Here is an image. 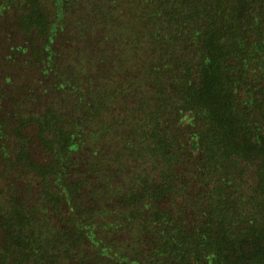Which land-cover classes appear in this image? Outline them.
<instances>
[{
    "label": "trees",
    "instance_id": "1",
    "mask_svg": "<svg viewBox=\"0 0 264 264\" xmlns=\"http://www.w3.org/2000/svg\"><path fill=\"white\" fill-rule=\"evenodd\" d=\"M0 40L55 92L0 88V264H264V0H0Z\"/></svg>",
    "mask_w": 264,
    "mask_h": 264
},
{
    "label": "rangeland",
    "instance_id": "2",
    "mask_svg": "<svg viewBox=\"0 0 264 264\" xmlns=\"http://www.w3.org/2000/svg\"><path fill=\"white\" fill-rule=\"evenodd\" d=\"M71 18L74 19L75 16L71 15ZM69 24L71 25L68 26L69 28L73 27V30L77 29L76 26H72L73 23L71 19L69 21ZM73 30L69 31L73 32ZM66 33L62 34V36L55 43H58L56 48L59 53V56H63L65 59H68V54L70 51H67L69 48L68 43L72 41V37ZM13 36L14 38H17L16 34H13ZM4 41L5 40H0V60L4 59L5 53L8 52L9 42ZM3 67L5 73H9L12 77L10 79V82L8 83L0 81V88L1 90L6 89L7 91L5 94L7 95L12 94L16 96L17 94L21 93V99L14 98V100L12 101V104L16 106L15 109L20 112V115H24L30 112L42 111L47 106L51 105L50 103L52 102V99L55 94V92L51 89L53 81L51 76L44 77L42 76V74L38 75L39 71L35 72V70L28 71L25 74L22 68L19 69L14 67L12 69H9L6 67V65H3ZM3 67H0V71L1 68L3 69ZM74 69H77V67L74 66ZM9 104L10 103L8 102L6 103V105Z\"/></svg>",
    "mask_w": 264,
    "mask_h": 264
}]
</instances>
